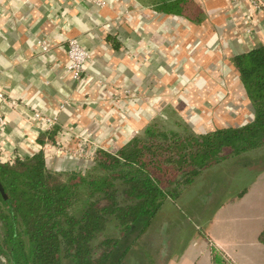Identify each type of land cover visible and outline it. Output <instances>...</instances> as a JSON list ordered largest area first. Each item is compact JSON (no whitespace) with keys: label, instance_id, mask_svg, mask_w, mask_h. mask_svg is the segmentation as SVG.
Segmentation results:
<instances>
[{"label":"crops","instance_id":"1","mask_svg":"<svg viewBox=\"0 0 264 264\" xmlns=\"http://www.w3.org/2000/svg\"><path fill=\"white\" fill-rule=\"evenodd\" d=\"M190 1L199 21L160 11L161 0H0L3 152L16 157L41 150L51 169L71 171L88 167L90 152H114L167 114L199 132L251 121L253 108L233 58L264 45V10L254 11L247 1ZM111 35L117 36L112 42ZM70 40L91 57L77 79L65 70ZM37 41L50 51L43 52ZM34 113L55 114L57 123L45 131L43 118L36 120ZM210 173L181 200L194 189L208 190ZM226 209L235 217L222 218ZM214 210L199 238L204 251L179 246L162 253L161 264H264L258 241L264 176ZM169 221L177 227L183 219Z\"/></svg>","mask_w":264,"mask_h":264},{"label":"trees","instance_id":"2","mask_svg":"<svg viewBox=\"0 0 264 264\" xmlns=\"http://www.w3.org/2000/svg\"><path fill=\"white\" fill-rule=\"evenodd\" d=\"M161 1L160 11L199 21L190 0ZM233 64L253 108L252 120L242 126L196 133L170 113L113 153L96 149L86 170L48 169L41 150L0 162V264H123L165 205L175 206L205 172L226 163L244 170L260 165L264 45L236 56ZM44 140L40 134L38 144ZM229 171L221 182L212 176L202 201L195 202L199 215L211 201V187H226L235 178ZM110 227L115 233L108 236ZM258 241L264 245V230Z\"/></svg>","mask_w":264,"mask_h":264},{"label":"rangeland","instance_id":"3","mask_svg":"<svg viewBox=\"0 0 264 264\" xmlns=\"http://www.w3.org/2000/svg\"><path fill=\"white\" fill-rule=\"evenodd\" d=\"M195 132L200 133L201 131ZM260 154L261 152H258L252 157L260 156ZM261 161L263 162L260 165L256 166L254 164L247 170L241 168L240 165H234V163H226L223 165V168L218 167L213 169L214 175L211 173L206 175V180L209 182H211L212 176H215L216 179L221 182L222 175L224 172L226 173L227 170H230L229 172H231V174L234 173L235 178L233 181H230L231 183L226 187H224L223 182L220 185L216 184L214 187H211V190L214 191L208 196L211 201L209 202L208 199L209 204L206 206L204 203H201L203 207L205 206L204 209H202L203 211L201 210L203 214L199 215V209L196 208L197 206L195 202L197 200L199 203L202 201L201 197L207 191L205 187V190L201 192L202 194L198 193L199 191L194 189V193H190L187 199L178 200L175 206L171 204L165 205V210L158 215L157 219L151 224L148 232L142 237L139 245L136 246L129 256L126 257L123 264H161L162 257H160V255L162 253L164 255L166 252L173 249H175V251L180 250L179 246L185 248L186 251L189 250L190 253L199 251L203 252L205 246L203 245V242L199 241V238H202L204 235L202 228H204V224L207 223V217H213V215H215L214 209L216 207H219L223 202L235 199L239 193L246 189L248 185L256 179V177L264 176V160ZM226 184H228V182ZM187 201H193L194 207L189 208V203ZM200 216L202 220H196V218ZM220 216H222V218L229 216L235 217V213L232 209H226ZM175 217L178 219L183 218L181 223H179L180 220L176 222L177 227L171 225V221H169V218L174 219ZM183 227L184 229L180 230ZM175 229L180 231L174 233ZM114 233L115 232L111 229V227L107 231L108 236L114 235ZM171 235L172 238L169 237ZM179 239L184 241L181 243L178 242L177 244L174 242L173 244V241H177ZM164 262L166 263V260H164ZM63 264H67V261H63ZM176 264H178V262Z\"/></svg>","mask_w":264,"mask_h":264},{"label":"built area","instance_id":"4","mask_svg":"<svg viewBox=\"0 0 264 264\" xmlns=\"http://www.w3.org/2000/svg\"><path fill=\"white\" fill-rule=\"evenodd\" d=\"M232 4H238L243 1H247L251 8L254 9L256 12H261L264 10V5L260 0H229ZM38 47L43 51L47 52L50 51V49L47 47L44 41H37L36 43ZM66 55L68 58L67 64L65 66V70L73 75L75 79L81 76V74L84 72V66L89 63L90 61V54L85 49H83L76 41L70 40L67 44L66 48ZM4 100L3 94L0 93V101ZM35 119L41 118L40 113H34ZM44 120V126L46 128L45 131L51 130L57 123V116L55 114L52 115H45L42 117ZM3 124V119L0 118V125ZM83 141H85L82 138ZM104 150V149H103ZM89 151V149H88ZM107 151V150H105ZM109 152V151H107ZM88 158V165H91L93 162V151L89 153ZM15 158V156L8 157L3 150L0 148V162H6V161H12ZM48 169H51L48 165H46ZM82 170H86L87 167H81ZM57 171V170H56Z\"/></svg>","mask_w":264,"mask_h":264},{"label":"water","instance_id":"5","mask_svg":"<svg viewBox=\"0 0 264 264\" xmlns=\"http://www.w3.org/2000/svg\"><path fill=\"white\" fill-rule=\"evenodd\" d=\"M262 3H263V5H264V0H260ZM0 194L5 198V195H4V191H3V189H2V187H1V185H0Z\"/></svg>","mask_w":264,"mask_h":264}]
</instances>
